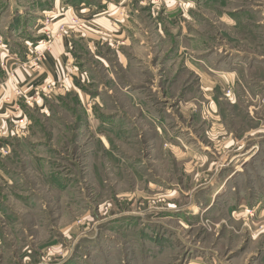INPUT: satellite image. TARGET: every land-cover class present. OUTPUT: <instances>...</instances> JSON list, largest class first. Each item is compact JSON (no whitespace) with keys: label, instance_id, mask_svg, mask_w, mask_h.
Returning <instances> with one entry per match:
<instances>
[{"label":"rangeland","instance_id":"rangeland-1","mask_svg":"<svg viewBox=\"0 0 264 264\" xmlns=\"http://www.w3.org/2000/svg\"><path fill=\"white\" fill-rule=\"evenodd\" d=\"M0 1L6 10L13 0ZM14 1L29 15L32 3L47 11L52 0ZM217 1L201 11L199 32L214 37L218 50L264 54V0H243L250 14L237 29L210 8L242 0ZM44 16L34 18L51 29L54 21L44 26ZM83 54L92 80L85 91L99 95L97 102L81 105L70 93L45 101L42 111L26 110L24 138H11L0 158V264H264V138L251 141L258 150L249 155L211 156L217 170L162 159L142 134L146 123L131 134L129 120L115 127L114 114L134 112L119 89L109 91L98 60ZM117 74L122 87L145 77ZM257 99L263 116L264 97ZM227 112L233 121L242 117ZM233 121V128L243 125ZM252 127L264 136V126Z\"/></svg>","mask_w":264,"mask_h":264},{"label":"crops","instance_id":"crops-1","mask_svg":"<svg viewBox=\"0 0 264 264\" xmlns=\"http://www.w3.org/2000/svg\"><path fill=\"white\" fill-rule=\"evenodd\" d=\"M154 1L52 0L47 11L34 2L28 11L33 18L14 0L6 9L8 14L0 4V147L9 149L11 138H24L25 111H42L45 101H58L72 93L81 105L97 102L99 95L85 91L92 80L87 76L83 53H90L111 82L109 91L119 89L134 112L128 118L127 113L114 114L115 124L119 123L115 127L125 128L122 122L129 120L131 134L139 131L140 121L146 123L142 134L152 137L162 159L171 155L195 166L209 163L207 169L211 171L218 168L211 159L218 152L249 155L258 150V142L251 141L264 138H258L262 131L252 127L264 126V115L256 113L260 103L256 100L264 97V54L218 50L212 45L214 37L199 32L203 25L201 11L217 0H180L179 5L171 0ZM242 2H231L227 10L219 11L216 5L217 11L210 10L220 15V22L237 29L238 20L250 14ZM41 14L54 21L52 33L67 24L72 14L82 20L85 30L55 36L41 68L34 71L21 65L34 49L41 48L45 28L36 20ZM159 69L161 81L156 76ZM118 72L145 77L137 84L122 87L118 85ZM66 74L70 79H64ZM47 83L55 87L51 97L35 98L34 89ZM61 83L63 88L59 87ZM225 88L232 90L228 99L223 94ZM109 91L108 95L112 93ZM228 108L241 112L242 117L236 114L233 121ZM231 121L243 125L233 128ZM21 123L23 133L17 134L14 125ZM133 136L140 140L141 132Z\"/></svg>","mask_w":264,"mask_h":264},{"label":"built area","instance_id":"built-area-1","mask_svg":"<svg viewBox=\"0 0 264 264\" xmlns=\"http://www.w3.org/2000/svg\"><path fill=\"white\" fill-rule=\"evenodd\" d=\"M165 2L166 0H156L155 2ZM179 5L181 2L180 0H171ZM124 10V8H122ZM49 22H52L51 18L46 17L44 19V26H47ZM45 28V27H44ZM85 30V24L82 22V20L77 15H71L69 22L66 24H61L58 26V29L55 33H52V31L49 28H45L44 31V40L41 41V48L40 49H34L33 52H31V57L28 58L27 62L24 63L23 67L31 68L34 71H38L41 68V63L45 59V53L49 51L51 44L54 40L55 36L59 35H72L76 33H81ZM3 68L4 66L1 65ZM64 79H70V75L66 74L64 76ZM60 88H63V84H59ZM55 87L51 85L50 83L43 84L40 87H37L34 89V96L35 98L43 97V98H50L51 95L54 93ZM226 96L230 95V90L227 89L225 91ZM26 103L29 105L31 104L30 101H26ZM15 130L17 134L23 133V123L14 125ZM9 154V149L6 147H0V156L6 157Z\"/></svg>","mask_w":264,"mask_h":264}]
</instances>
